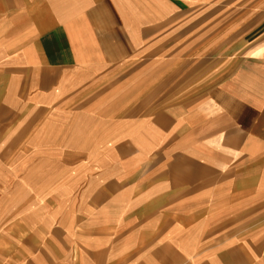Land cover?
I'll list each match as a JSON object with an SVG mask.
<instances>
[{
    "label": "crops",
    "instance_id": "0c3cea01",
    "mask_svg": "<svg viewBox=\"0 0 264 264\" xmlns=\"http://www.w3.org/2000/svg\"><path fill=\"white\" fill-rule=\"evenodd\" d=\"M0 264H264V0H0Z\"/></svg>",
    "mask_w": 264,
    "mask_h": 264
}]
</instances>
